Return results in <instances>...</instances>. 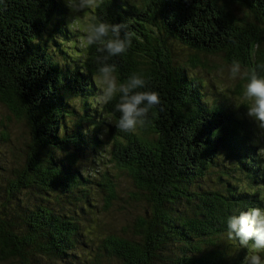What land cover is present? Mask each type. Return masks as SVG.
I'll use <instances>...</instances> for the list:
<instances>
[{"label": "trees", "instance_id": "16d2710c", "mask_svg": "<svg viewBox=\"0 0 264 264\" xmlns=\"http://www.w3.org/2000/svg\"><path fill=\"white\" fill-rule=\"evenodd\" d=\"M124 1L121 7L117 0L114 10L113 0H103L94 10L98 19L122 24V35L134 33L128 52L107 63L117 65L120 82L132 72L143 74L144 90L157 91L161 104L141 134L115 128L119 137L108 161L79 166L71 145L83 141L81 128L89 124L72 117L102 108L95 97L107 53L98 51L99 44L86 45L87 30L71 26L74 17L56 15L60 5L67 11L65 0H0V104L11 114L0 116V264H106L129 255L139 258L130 264H241L246 254L222 236L228 215L264 208V130L254 128L245 107L237 109L241 102L230 88L218 93L214 83L206 86L216 78L203 69L219 67L212 58L219 57L226 64L238 59L242 68L264 75V0ZM58 30L68 41L51 42ZM67 42L77 49L65 52L75 61L70 73L43 71L42 63L59 57ZM168 47L196 49L187 61L195 69L203 65L200 75L176 66ZM74 87L91 98L89 105ZM105 107L118 118L114 102ZM66 111L77 114L69 117L72 127L68 119L58 122ZM23 117L31 139L21 158L13 142L15 120ZM224 170L234 190L226 179L219 181ZM130 174L138 187L134 201L116 210L127 234L101 229L102 240L87 243L103 249L101 256H87L80 250L82 216L110 211ZM98 187L107 190L99 194L107 201L102 205L92 202Z\"/></svg>", "mask_w": 264, "mask_h": 264}, {"label": "clouds", "instance_id": "9594fccd", "mask_svg": "<svg viewBox=\"0 0 264 264\" xmlns=\"http://www.w3.org/2000/svg\"><path fill=\"white\" fill-rule=\"evenodd\" d=\"M103 0H65L66 6L73 12L85 9L94 11ZM87 13L85 16L87 17ZM74 17L71 26L78 23ZM123 25L109 23L90 17L86 31V45L99 44L98 51L106 52L98 68L97 87L99 94L95 97L98 105L105 106L114 102V112L119 113L116 127L124 133H135L149 122L150 113L161 104L160 95L155 90H144L147 85L143 74L132 72L127 79L118 83L117 65L109 64V57L126 54L132 45L134 33L126 31L121 34ZM230 79L246 80L242 86L241 104L246 108V116L260 130H264V75L256 68H242L238 59H233L229 68ZM226 238L236 241L241 249H246L241 264H264V208L250 207L240 210L238 214L226 217Z\"/></svg>", "mask_w": 264, "mask_h": 264}, {"label": "rangeland", "instance_id": "374dc122", "mask_svg": "<svg viewBox=\"0 0 264 264\" xmlns=\"http://www.w3.org/2000/svg\"><path fill=\"white\" fill-rule=\"evenodd\" d=\"M85 13L88 14L87 17L85 16ZM66 14H67V16L79 17L80 19L78 20V24L83 29L87 30L88 24L90 23V17L94 16V11L89 10V9H85L84 11H81V12H73L72 10H69V8L67 7ZM158 31L161 33L160 29ZM60 34H61V36H59L57 33L55 38L52 39L51 42H53V43H65L66 41H68L67 35H65L61 32H60ZM66 44L68 47H70L71 42H67ZM168 49H170V51L173 55V59L175 61L176 66L183 67L184 71H186L190 76L195 77L196 75H200L201 70H199V69H201L203 67V65L199 64V68L195 69L187 61V59L190 57L191 54L197 52L196 49L193 50L190 47H168ZM212 58L215 60V63H217L220 66L217 68H205V69H203V70L207 71L211 76L216 78V80L212 81L211 83L206 84V86H211L212 83H214V85L217 86V92L218 93H221L224 90H226L227 88H230L231 92H233V93L235 92V95L237 96V98H236L237 102H241L242 86L244 83H246V80L230 79L229 78V68H230L231 64L223 63L222 59H220L219 57H212ZM223 86H225V87H223ZM89 91H92V89H90ZM205 92H206V98L208 99V91L206 89H205ZM86 97H88V95ZM210 98H211V100L216 99L213 95ZM1 115H5L7 117L11 116V114L7 115L6 109L2 104H0V116ZM90 119L92 120L93 125H94V122L97 123L96 127H100V129H102L105 133V134H103V137L100 138V140H103L102 142L104 143L103 151L105 152V154L103 157L95 158V157H92L89 153H87L86 148L83 147V146L88 145V142H85V141H86V139L90 140V141H92L94 139H92L90 137L92 132L89 129V127H90L89 125H88V130H86L85 128H81L82 132H86L85 135H82L83 141L80 144L71 145V150L73 151L72 153L76 156V158L74 159V162H77L79 166H80V161L83 162V161L93 160V159H102L104 161H108V158H109L108 152L110 151V147H111V139L108 136L107 124L111 123L113 126H116L115 120L112 116L108 115V113L106 115L101 114V109H100L98 115H96V116L90 115ZM67 123L69 126L72 127L73 123L69 121V118L67 120ZM15 126L18 129V138L16 141L13 142V146H14V150L16 151V154L19 155L21 158H23L26 155V150L28 148V145H29V142L31 139V129H30L28 119L26 117L15 120ZM255 127H256V125L254 126V128ZM255 129H257V127ZM111 132L116 133V130L113 128ZM94 135H95V137H97L96 132L94 133ZM117 135H118V133H117ZM75 137H76V139H78L77 136H75ZM93 142H95L94 147L97 148L98 141L96 140V138H95V141H93ZM10 149H11L10 146L6 147V151H7V155H8L9 159H10V152H12V151H10ZM82 154H85V156H82ZM222 156L227 160L230 159V157H228V155L226 153H222ZM223 174H224V172H223ZM127 177L128 176H126V178ZM230 177H232V176H230ZM221 180H225V179L220 178L219 181H221ZM126 187H127L128 192L132 193L133 186H132V183L129 179H128V182L126 184ZM60 195H62V193H60ZM119 201L120 200L113 201L112 207L110 208V211H108V212H106V210H104V209H93V211L89 215L87 214L85 216H82L81 219H82V226H83L84 234L81 235L82 244H80V245L82 248H80V250L84 251L87 256H96V257L101 256L103 249H98L97 247L91 248L90 246L87 245V243H89V242L98 243V241L102 240V236H101L102 233L100 232L101 229L102 230H105V229L110 230V232L120 230V226L123 223L124 216H123V214L119 213L116 210L117 209H129L130 205L124 200V201H122L123 206H118ZM67 204H69V203L67 202ZM70 208H72V207H70ZM131 215H133V213ZM131 215H130V217H131ZM87 216H89L90 218H94V217H98V218L95 220H90L87 218ZM123 229H124V227H123ZM104 249H105V247H104ZM105 251H107V250L105 249ZM131 258L134 260L139 259L137 256H130L129 255V257H127L126 260H123V261H121V259L118 257L113 258V259H109V260L107 259L108 261L106 262V264H122V263L123 264H130V263H133L132 262L133 260ZM10 262L11 261L6 262L5 264H9Z\"/></svg>", "mask_w": 264, "mask_h": 264}, {"label": "bare ground", "instance_id": "6f19581e", "mask_svg": "<svg viewBox=\"0 0 264 264\" xmlns=\"http://www.w3.org/2000/svg\"><path fill=\"white\" fill-rule=\"evenodd\" d=\"M113 4H114V10L118 7V4H117V0H113ZM119 6H121V7H124V6H126V2L124 1V0H121V2H120V4H119ZM57 10H56V15L57 16H59V17H67V14H66V10H65V7H64V4L63 5H60L58 8H56ZM168 13L170 14L171 13V11L169 10V8H168ZM30 21H32V20H30ZM33 24V23H32ZM34 25V24H33ZM27 32H29V30L27 29ZM58 35L59 36H61V34H60V32H59V30H58ZM163 36V35H162ZM25 40H26V38H25ZM39 41V40H38ZM72 44L75 46L76 45V41H73L72 42ZM61 49H62V51L59 53V57H56L55 56V52L53 51V55L52 56H55V58L56 59H53L54 61H51L50 60V62H43L42 63V70L43 71H45V72H55L56 70H64L66 73H70V70H71V68H72V65L74 64V59L72 58V57H70V55H67V53H65V52H68V54L69 53H71V52H73V51H75V50H77V49H75V47H73V49H71L70 47H61ZM28 54V53H27ZM79 67V66H78ZM24 68H27L26 67V65H24ZM39 72H40V70H39V68L37 67L36 68ZM74 70V69H73ZM116 75H117V79H118V83H122V82H120V80H121V78L118 76V74L116 73ZM74 89V91H79L80 92V95L79 96H81L83 99H85L86 97H85V92L81 89V88H78V87H74L73 88ZM202 89V88H201ZM69 90H70V88H69ZM70 94H71V92H70ZM69 96V95H68ZM92 100H91V98L90 99H85V102H84V104L83 105H85V106H87V104L89 105V103L91 102ZM68 105L70 104V105H72L73 104V99L71 98V97H68V99H67V102H66ZM98 107H96L95 109H97ZM94 110V109H93ZM83 111H85V110H83ZM90 111H92V110H89L88 112H84L85 114H82V115H77V114H71V112H70V114H68L69 112H67L66 111V115L63 117V119L61 120H59L58 122H60V121H63L64 119H68L70 116L72 117L73 115H77V116H74L75 118H73L72 117V119L74 120V121H76V122H78V121H87L88 122V124H89V129H90V131L92 132L91 133V138L92 139H94V140H92V141H90V140H87L86 139V141L85 142H88V145L87 146H83V147H85L86 148V150H87V153H89L92 157H95V158H98V157H103L104 156V154H105V152L103 151V148H104V143L102 142L103 140H100V138H102L103 137V134H105L104 133V131L102 130V129H100V127H95L94 125H93V123H92V120L90 119V116L89 115H98L99 114V111L97 110V111H95V113L94 114H90ZM109 111H108V109L105 107V106H102V108H101V114H103V115H106L105 113H108ZM68 114V115H67ZM108 115H110V116H112L113 118H114V120L116 121V118H115V116H113L112 114H109L108 113ZM88 119V120H87ZM115 129L116 128V126H113L111 123H108L107 124V130H108V136H109V138L111 139V143H113V144H115V142H116V144H117V141L118 140H116L119 136L117 135V132L115 133V132H111L112 131V129ZM144 128V127H143ZM143 128H140V129H138L137 130V133L138 134H141L142 132H143ZM97 133V137H95V135H94V133ZM254 133V132H253ZM40 138H45V137H40ZM95 138H96V140L98 141V146H97V148L96 147H94V143L95 142H93V141H95ZM84 145V144H83ZM108 154H109V156L110 157H112L113 155H112V151H109L108 152ZM228 169V168H227ZM227 170H224V174H225V176H224V179H226L227 180V185H229V186H231V188L233 189V187H232V185H231V183H230V176H229V173L228 172H226ZM130 177H131V179L133 180V183H132V186H133V190H132V193H129L128 192V190H121V189H118V197L117 198H115L114 197V199H113V201H116V200H120V201H126L129 205H130V208H131V206H132V203H133V201H134V199L132 198V194H135V192L137 191V189H138V187L136 186V183H135V181H134V179H133V177L131 176V174H130ZM130 177L128 178L130 181H131V179H130ZM234 190V189H233ZM93 191V193L94 194H97V196L96 197H94L93 199H92V202L93 203H95V205H102L104 202H107L106 200H104V199H102L101 197H100V195L99 194H107V190L105 189V192L106 193H103L102 191H101V189L98 187V188H95V189H93L92 190ZM120 201H119V203H120ZM255 205H257V203H255ZM254 205V206H255ZM119 206V205H118ZM122 210H125V209H119L118 211H122ZM50 232H48V234H49ZM224 233H225V235H223L222 237H223V241H227V242H231V241H229L227 238H226V228H225V230H224ZM117 234H119V235H125V234H127L125 231H124V229H123V226H120V230H117ZM206 239H209V238H206ZM209 242L212 244V241H211V239H209ZM226 242V243H227ZM236 242V241H235ZM237 243V242H236ZM58 256H59V254H58ZM57 257V256H56ZM60 257V256H59ZM121 261H123V260H121Z\"/></svg>", "mask_w": 264, "mask_h": 264}]
</instances>
